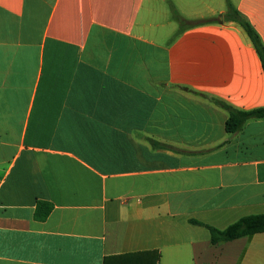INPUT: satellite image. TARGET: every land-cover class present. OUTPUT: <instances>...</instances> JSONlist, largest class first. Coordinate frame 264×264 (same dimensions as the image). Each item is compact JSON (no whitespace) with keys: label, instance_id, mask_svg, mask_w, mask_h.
I'll use <instances>...</instances> for the list:
<instances>
[{"label":"crops","instance_id":"obj_1","mask_svg":"<svg viewBox=\"0 0 264 264\" xmlns=\"http://www.w3.org/2000/svg\"><path fill=\"white\" fill-rule=\"evenodd\" d=\"M228 1L264 43V0H0V264H264L191 223L264 214V119L211 101L264 108Z\"/></svg>","mask_w":264,"mask_h":264},{"label":"trees","instance_id":"obj_2","mask_svg":"<svg viewBox=\"0 0 264 264\" xmlns=\"http://www.w3.org/2000/svg\"><path fill=\"white\" fill-rule=\"evenodd\" d=\"M176 19L182 26H185L186 21L180 16L177 15ZM224 20L226 22H236L246 31L258 55L260 56L264 69V43L262 42L260 35L251 23L229 1L228 11L224 15ZM211 101L228 113L229 118L226 122V130L229 134L234 135L239 133L244 128L245 124L250 120L264 119V108L243 111L237 110L229 104L217 99H211ZM50 210V207L46 208L45 211L40 213V217H47L50 214ZM191 223L206 227L210 233V240L213 245L264 233V214L243 217L223 230L197 221H192ZM155 256L156 259L154 264H158L160 254L157 252L155 253Z\"/></svg>","mask_w":264,"mask_h":264}]
</instances>
